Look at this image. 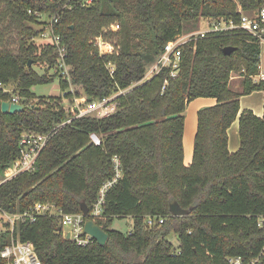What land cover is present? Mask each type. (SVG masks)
<instances>
[{
	"label": "trees",
	"instance_id": "obj_1",
	"mask_svg": "<svg viewBox=\"0 0 264 264\" xmlns=\"http://www.w3.org/2000/svg\"><path fill=\"white\" fill-rule=\"evenodd\" d=\"M88 1L0 0V180L20 157L24 134L59 127L35 170L0 186V208L15 214L52 203L71 215L81 213L85 203L92 210L102 185L115 176L117 156L122 178L108 192L103 214L92 218L109 235L105 246L66 240L60 217L17 225L44 263L229 264L232 258L245 263L258 258L264 252V115L240 106L243 96L264 92V81L251 79L261 63L258 40L239 30L211 33L182 47L176 77L165 68L144 79L167 43L198 31L203 19L239 23L264 0ZM38 15L57 20L52 31L66 47L68 77L55 45L35 43ZM227 47L236 51L226 56ZM35 65L55 72L40 74ZM233 73L244 77L242 91L230 87ZM56 80L62 92L69 90L67 98L73 86L88 102L126 92L116 96L111 116L76 118L78 110L66 109L59 98L32 92ZM10 85L12 95L4 90ZM14 97L25 110L3 114L2 102ZM199 98L217 104L198 112L193 161L185 166L186 112ZM237 119L241 145L231 153L228 130ZM174 203L187 214L173 216ZM126 217L134 220L131 232L113 229L115 220ZM148 217L165 222L149 227ZM172 233L178 248L168 241ZM6 241V234L0 236V250Z\"/></svg>",
	"mask_w": 264,
	"mask_h": 264
},
{
	"label": "built area",
	"instance_id": "obj_2",
	"mask_svg": "<svg viewBox=\"0 0 264 264\" xmlns=\"http://www.w3.org/2000/svg\"><path fill=\"white\" fill-rule=\"evenodd\" d=\"M90 3L91 0L88 1V4ZM203 20L209 21V29L182 34L173 41L167 43L163 55L146 75L145 81L151 80L165 68L171 69V76L176 77L180 67L182 47L190 42H196L199 39L206 38L207 35L211 33H231L239 30L241 33L252 36L258 40L260 46V60L262 61V57L264 56V6L254 15L244 14L239 23L233 20ZM54 22H57V20ZM53 23L50 33L44 34V36L49 38L50 42L57 48L59 54V68L63 69L62 74L68 77L69 69L65 63L66 47L62 42V38L53 33ZM112 28L114 31H118L120 26L114 25ZM251 79L254 83L264 81V69L261 63L259 65V74L252 76ZM125 92L126 91H120L114 96L88 102L86 108L78 109L76 118L96 117L102 119L111 116L117 110V103L115 102L116 96L124 94ZM11 102L22 104L18 97H14ZM58 129L59 127L54 128L45 134H24L20 144V157L6 169L4 178L0 180V186L21 174L34 171L39 156L51 139L56 135ZM91 139L95 145H101V140L96 134L91 135ZM113 164L115 176L102 185L97 201L93 205L92 210L89 211L88 217H85L82 212L79 214L66 215L60 208L52 203H36L27 211L15 214H9L0 208V236L4 234L7 235L6 245L0 250V264H46L39 258L34 244L23 241L16 230L18 224L26 222L34 223L41 216L60 217L62 228H69V231H64L66 240L69 236L68 241H72L81 247H87L95 241L90 235L84 234L85 223L103 214L108 192L122 178L121 160L119 157L115 156L113 158ZM164 222L165 220L160 218L148 217L146 219V224L149 227L163 224ZM263 257L264 252L250 263H244L241 258H237L236 260H242V262L230 264H259Z\"/></svg>",
	"mask_w": 264,
	"mask_h": 264
},
{
	"label": "rangeland",
	"instance_id": "obj_3",
	"mask_svg": "<svg viewBox=\"0 0 264 264\" xmlns=\"http://www.w3.org/2000/svg\"><path fill=\"white\" fill-rule=\"evenodd\" d=\"M38 20H37V25H34L35 29L40 31L39 36L35 39L36 45H42L45 43H50V39L45 37L44 34H48L51 31V26L52 23L54 22L53 19H50L48 15H38ZM209 29V21L207 20H202L199 23L198 31L202 30H208ZM262 66L264 69V56L262 57ZM35 70L40 73L44 74L48 70L47 66H40V65H35ZM151 68L149 69L148 73L150 72ZM49 73L53 74L55 72L54 69H49ZM243 81L244 77L241 76L240 73H233L232 74V79L230 81V87L234 90L237 91H242L243 89ZM5 92L9 93L12 95L13 92V86H6L4 87ZM70 91L73 95V97L67 98V93L69 92H62L59 81L56 80L54 83H51L49 85H42V86H35L32 88V92L35 93L38 97H45L46 99H51V98H59L60 102L64 105L66 109H71V110H78L79 108H86L87 103H88V98L81 93L80 96H77V90L75 87H70ZM252 98H247L243 101V104H245L246 101L254 100L257 102V104H262V100L264 98V92H254V94L251 95ZM4 177H2L3 179ZM1 179V180H2ZM134 225V220L132 217H126L123 219H117L114 222L113 229L120 231L122 233H129L132 231ZM64 231H69L68 227L64 228ZM168 241L178 248L179 246V241L178 237L176 234L172 233L168 237ZM237 258H232L230 260V263H240L242 260H236ZM229 263V264H230ZM245 263V262H244Z\"/></svg>",
	"mask_w": 264,
	"mask_h": 264
},
{
	"label": "crops",
	"instance_id": "obj_4",
	"mask_svg": "<svg viewBox=\"0 0 264 264\" xmlns=\"http://www.w3.org/2000/svg\"><path fill=\"white\" fill-rule=\"evenodd\" d=\"M262 65V62H261ZM263 67V66H262ZM256 93V92H255ZM260 93V92H259ZM254 94V93H252ZM251 94V95H252ZM251 95L243 96L240 99L241 111L251 110L258 117H263L264 115V98L262 104H257L256 101L251 100L246 101L243 104V101L247 98H252ZM217 104V100L213 98H199L191 102L187 108L186 118H185V131H184V164L189 166L192 164L193 155H194V140L198 129V112L201 109L213 107ZM229 135V151L231 153H236L240 149V127L239 119H237L231 128L228 130Z\"/></svg>",
	"mask_w": 264,
	"mask_h": 264
},
{
	"label": "water",
	"instance_id": "obj_5",
	"mask_svg": "<svg viewBox=\"0 0 264 264\" xmlns=\"http://www.w3.org/2000/svg\"><path fill=\"white\" fill-rule=\"evenodd\" d=\"M73 28V27H72ZM236 51V48L227 47L223 50L224 55L230 56ZM29 65L31 66L32 63L30 62ZM25 110L22 104L13 103L11 101H5L1 104V111L3 114H10L13 115L15 113H21ZM81 211L85 217L89 216L90 209L88 206L83 203L81 207ZM170 212L173 216L176 217H183L187 214V212L181 208V206L177 203H174L170 206ZM62 231V229H60ZM84 234L90 235L100 246H105L109 235L93 220H88L85 223ZM69 240V236L67 238Z\"/></svg>",
	"mask_w": 264,
	"mask_h": 264
}]
</instances>
